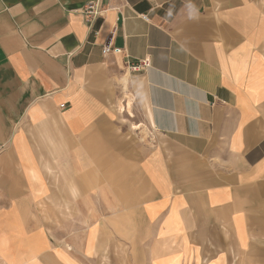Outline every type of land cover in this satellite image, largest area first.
Segmentation results:
<instances>
[{"label":"crops","instance_id":"crops-1","mask_svg":"<svg viewBox=\"0 0 264 264\" xmlns=\"http://www.w3.org/2000/svg\"><path fill=\"white\" fill-rule=\"evenodd\" d=\"M115 244L132 264H264V0H0V264Z\"/></svg>","mask_w":264,"mask_h":264},{"label":"rangeland","instance_id":"rangeland-1","mask_svg":"<svg viewBox=\"0 0 264 264\" xmlns=\"http://www.w3.org/2000/svg\"><path fill=\"white\" fill-rule=\"evenodd\" d=\"M127 89H125L122 91L123 92V96L119 97L120 101L118 102V110L119 112H122L120 110V106L121 105H125L126 102L128 103V96L129 95L128 92H126ZM132 98V104H130V107H132L131 112L128 114L127 112H122L124 115V120L123 123H125V125H128L129 128H131L133 130V132L131 131V134L129 135V139H131L134 143H147L148 141V136H149V131H148V126L146 125L145 121H146V108L144 103H141V106L139 107V110L136 108V99H134L132 96H129ZM132 105V106H131ZM133 115V116H132ZM138 122L143 123L139 124ZM137 124L140 125V130H134L133 127L136 126ZM144 135V136H143ZM115 174V172L113 173ZM115 176V175H113ZM69 211V210H67ZM70 213H68V215H62L60 217L55 216V223L58 224H62L63 222H66L69 224L71 230L73 231V233L83 227L84 224V217L82 216H78L77 211L76 210H71L70 209ZM44 222L47 225H50L52 222V216H43ZM179 255H174L172 254L169 258H164L161 261H156L154 262V264H179ZM106 261L105 263H101V264H132L129 262L128 257H127V253L125 248H123V246L120 245L119 248H117V245H113V247H109L108 248V252H107V257H106ZM117 261V262H115Z\"/></svg>","mask_w":264,"mask_h":264},{"label":"built area","instance_id":"built-area-1","mask_svg":"<svg viewBox=\"0 0 264 264\" xmlns=\"http://www.w3.org/2000/svg\"><path fill=\"white\" fill-rule=\"evenodd\" d=\"M82 13L91 21H95L98 17L104 13L102 7L100 6L99 2L96 3H89L82 9ZM142 18L147 21V16H142ZM116 34V30L113 31L111 38L107 42L106 46L103 47V54H110L113 53L115 55L121 54L122 50L119 48L114 47V37ZM151 67V61L149 59H142L135 63H131L129 65V70L131 72H141ZM64 108V106H62Z\"/></svg>","mask_w":264,"mask_h":264},{"label":"bare ground","instance_id":"bare-ground-1","mask_svg":"<svg viewBox=\"0 0 264 264\" xmlns=\"http://www.w3.org/2000/svg\"><path fill=\"white\" fill-rule=\"evenodd\" d=\"M130 105V104H129ZM125 109H126V106L125 105H121L120 106V110L122 111V112H125ZM133 129H135V130H140V125H136V126H134L133 127ZM144 136V135H143Z\"/></svg>","mask_w":264,"mask_h":264}]
</instances>
